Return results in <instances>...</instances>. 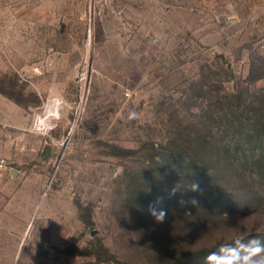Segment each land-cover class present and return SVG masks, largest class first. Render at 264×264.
<instances>
[{"label":"rangeland","instance_id":"rangeland-1","mask_svg":"<svg viewBox=\"0 0 264 264\" xmlns=\"http://www.w3.org/2000/svg\"><path fill=\"white\" fill-rule=\"evenodd\" d=\"M4 113L22 147L0 175V264L264 243L262 0H0ZM243 219L261 226L235 235Z\"/></svg>","mask_w":264,"mask_h":264},{"label":"clouds","instance_id":"clouds-1","mask_svg":"<svg viewBox=\"0 0 264 264\" xmlns=\"http://www.w3.org/2000/svg\"><path fill=\"white\" fill-rule=\"evenodd\" d=\"M56 116L51 118L32 119L30 131L35 136H47L53 130L52 124L58 122L60 109L57 108ZM138 118V113L129 110L128 119ZM193 190L198 185L192 186ZM157 222H163L166 211L154 212ZM204 264H264V243L259 239H237L231 243L222 245L217 251L209 252L205 257Z\"/></svg>","mask_w":264,"mask_h":264},{"label":"trees","instance_id":"trees-1","mask_svg":"<svg viewBox=\"0 0 264 264\" xmlns=\"http://www.w3.org/2000/svg\"><path fill=\"white\" fill-rule=\"evenodd\" d=\"M202 158H203L202 155H198V157H197L199 162H201V160H203ZM215 172H216V174H211L210 177L206 178V181L208 184H212V183L216 182L218 178L222 177L220 170H217ZM206 186L208 187V185H206ZM203 194H205V193L203 192ZM241 206L242 205H240V207ZM230 210H232L231 212H233V213L235 212L234 209H230ZM256 215L257 214H255V216ZM263 219H264V217H263ZM257 220H259V219H256V220H254V219H247V220L243 219L240 222V224L238 225L240 228H238V230L234 234L237 235V234L243 233L244 229L248 228V227H251L253 229L255 227L258 228L259 226H261V222L258 224ZM231 233H233V232H231ZM212 238L213 237H211L209 240H207L205 242H209L210 240H212ZM217 238H219V240L216 241L211 247L203 246L205 244V242H204V244L201 245L198 249H192L191 251L185 250L184 253L180 256V258L176 261V264H184L185 262H192L194 260L205 259V257L208 255L209 252L217 251L222 245L231 243L237 239H242L243 237L240 238V237L233 236L230 239H228L227 241H223L226 238V236L221 237V235H217L216 239ZM244 239H246V237H244ZM186 244H188V243H186ZM189 246H191V245L189 244Z\"/></svg>","mask_w":264,"mask_h":264},{"label":"crops","instance_id":"crops-1","mask_svg":"<svg viewBox=\"0 0 264 264\" xmlns=\"http://www.w3.org/2000/svg\"><path fill=\"white\" fill-rule=\"evenodd\" d=\"M5 119L6 113H4L0 119V160H5L7 165L5 169H0L2 180L5 178V174H8V165L15 158L16 152L20 153V149L22 147L21 142L16 140V136L14 134V132L18 130L15 127H11V125L15 126V123L8 125Z\"/></svg>","mask_w":264,"mask_h":264},{"label":"bare ground","instance_id":"bare-ground-1","mask_svg":"<svg viewBox=\"0 0 264 264\" xmlns=\"http://www.w3.org/2000/svg\"><path fill=\"white\" fill-rule=\"evenodd\" d=\"M53 112H54V106H47L46 110H45V116L44 117H41V116H37V119H40V118H48V116H53Z\"/></svg>","mask_w":264,"mask_h":264},{"label":"built area","instance_id":"built-area-1","mask_svg":"<svg viewBox=\"0 0 264 264\" xmlns=\"http://www.w3.org/2000/svg\"><path fill=\"white\" fill-rule=\"evenodd\" d=\"M262 4L264 6V0H262ZM6 162L5 160H0V169H5L6 168Z\"/></svg>","mask_w":264,"mask_h":264}]
</instances>
